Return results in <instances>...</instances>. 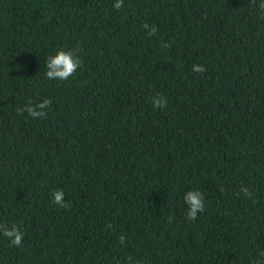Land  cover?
Listing matches in <instances>:
<instances>
[{
  "label": "trees",
  "instance_id": "1",
  "mask_svg": "<svg viewBox=\"0 0 264 264\" xmlns=\"http://www.w3.org/2000/svg\"><path fill=\"white\" fill-rule=\"evenodd\" d=\"M114 2L0 0V224L24 234L19 246L0 234V264H253L264 253L259 0ZM59 50L81 60L66 82L45 76ZM44 98L45 117L21 114ZM58 189L67 209L52 203ZM191 190L205 204L195 221Z\"/></svg>",
  "mask_w": 264,
  "mask_h": 264
},
{
  "label": "clouds",
  "instance_id": "2",
  "mask_svg": "<svg viewBox=\"0 0 264 264\" xmlns=\"http://www.w3.org/2000/svg\"><path fill=\"white\" fill-rule=\"evenodd\" d=\"M251 3H257V0H251ZM113 7L115 10L120 11L124 7V0H115ZM258 9L261 14L264 15V0H259L257 4ZM145 29H149V25H143ZM157 32L155 27H151L147 34L149 36L154 35ZM81 65V60L77 53L68 50H59L55 55L47 57L46 61V79L48 80H58V81H68L73 77L78 68ZM192 71L197 74H202L206 71L202 65H193ZM152 106L154 108H161L167 106V99L160 94H156L152 97ZM52 105V100L50 98H44L40 103L33 105L31 101L25 104L21 108V114L27 113L28 117L33 119H40L47 115L46 110ZM247 193V189H244ZM52 203L67 209L69 204L65 202V195L62 189L55 190L52 193ZM184 202L188 205L187 219L190 221H195L198 213L204 210L205 204L203 195L198 190H191L184 194ZM0 234H3L8 238L10 243L14 246H19L23 240V232L15 224L8 226L6 224H0ZM121 244L125 243V237L121 235L119 237ZM253 264H264V253L260 254V258L253 261Z\"/></svg>",
  "mask_w": 264,
  "mask_h": 264
}]
</instances>
